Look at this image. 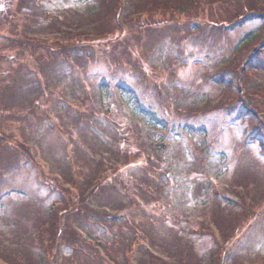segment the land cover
<instances>
[{
    "label": "rangeland",
    "instance_id": "1",
    "mask_svg": "<svg viewBox=\"0 0 264 264\" xmlns=\"http://www.w3.org/2000/svg\"><path fill=\"white\" fill-rule=\"evenodd\" d=\"M95 1H36L88 34L65 63L64 33L0 0V264H264V65L235 50L254 30L262 53L264 0Z\"/></svg>",
    "mask_w": 264,
    "mask_h": 264
},
{
    "label": "trees",
    "instance_id": "2",
    "mask_svg": "<svg viewBox=\"0 0 264 264\" xmlns=\"http://www.w3.org/2000/svg\"><path fill=\"white\" fill-rule=\"evenodd\" d=\"M36 1L37 0H21V6L23 7V9H28V8L30 9V12L29 13H24V15H23L24 20H21V21H24V22H21L22 23L21 24L22 25L21 26V33L22 34L25 33L28 36H30V35L27 34V33H31V32L32 33H36L35 30H38L37 28L40 26V25H36V24L40 20H42V22H40V23H42L41 26L43 27L42 28V32L48 31L49 33L50 32L64 33V38H61V39L59 38V34H58V38H57L58 40H57V42L60 43V41H62L61 42L62 46L60 47V52L63 55L66 54V56H64V58L66 57L68 59V60L65 59L66 61L64 60L65 63L71 62L72 61V57L69 55V51L70 50L68 51V49L66 48L67 46H66L65 42H67L68 39L69 40H76V42L78 44L81 43V42H83V40H85V39H82L81 37L84 36V35L85 36H88V34H86V31L85 30H80V29H84V26H81L78 29L79 31H77V33L75 34V36H71V34H72L71 31H72V28H73V25H72V16L71 15H72V11H74V10L68 9V13H65V16H63V17H61L60 15H58V16H50L51 14L50 13H47V11H44L41 8V6L38 5V3ZM126 1L127 0H102V1H95V2H98V4L101 5L100 8L97 9V11H96L97 13H95L94 7H90V6H94L95 2H93L92 4H90L87 10H85V11L83 10V11L86 12V14H89V13L90 14H93L94 13L93 15L98 14L99 16H102V17H104L103 15H108V12H110L111 15H115L116 16L118 13L120 14V11L121 10L124 9V5H125V2ZM35 2H36V5H35ZM162 2H163V0H162ZM174 2H176V1H174V0L171 1L172 4ZM174 5H177V3L174 4ZM138 11H139V8L137 7L136 13H138ZM8 12H9V10H8ZM8 12H7V10L4 11L5 14L8 13ZM93 15H91V17ZM26 16H28L29 18L27 19ZM104 18H106V20H107V17H104ZM25 21L27 23H25ZM29 23H30V25H28ZM32 26H33L34 29H32ZM106 27H108V23L106 24V26H103L102 29H100V28L97 29V31L99 32L100 30H102V32H104L103 35H106V34H109V33L112 34V31L113 30L112 29L108 30ZM25 29H26V31H25ZM39 29L41 30V27ZM39 32H41V31H39ZM257 32L258 31H254V30L248 32L245 35V37H244V40H246L247 43L246 44H243L242 43L243 46L242 45L236 46V49L235 50H236V53L237 54H241V53H243V51L246 52V54L248 53L249 56L247 57V60L251 61L252 62L251 64H253V66H255V65L256 66H262V65H264V63H262V61H261L262 58L261 57L264 55V49H263L262 53L259 55L258 52H255L253 54V51L250 52L249 51V48H248L249 47L248 45L250 44V42H253V41L257 40V38H259V34L260 33L258 34ZM22 34H21V36L22 37H25ZM94 34L97 35V32L94 33ZM68 35H69V37H68ZM100 35L101 34H98L97 36L98 37H101ZM66 37H68V38H66ZM45 39L46 38L38 39L36 37V39L33 40V39H31L29 37L28 38V42L30 43V42L33 41V43H35L37 41V42H40V43L44 44L45 43L44 41H46ZM21 41H23V40H21ZM262 44H263L262 47L264 48V40H263ZM125 59H127V58L124 57L123 60H125ZM123 60L120 61V59H118V58L115 59V63L118 64V66H119L118 69L125 67L124 64L126 62L124 63ZM263 60H264V57H263ZM130 66H131L130 67L131 71L132 72L134 71L133 74L135 75V71H137V69H138L137 64H135L133 62V63H131ZM69 70H70V73H71L72 71H71L70 67H69ZM139 76H140V81L143 82V83H145L146 85H149L151 83L150 81H148L147 77L144 74H139ZM120 88L122 90L123 97L128 102L133 103V105L135 106L136 110L140 114H142L147 120H149V122H151L154 126H158V127H161V128H167L166 127L167 126L166 120L163 119V118H161V117H158L156 115V113L152 109H150V108H147V109L144 108V106H142L141 103H140L139 96L136 94L135 91H133V89L128 88V87H123L122 85H120ZM24 149H25L26 152L30 153L29 146H24ZM25 163L26 164H29L28 166H30V161L27 160ZM118 180H119V184H120V188H121L120 190L121 191H123V190L126 191L127 188H128V184H127L126 179H122V177H118L117 181ZM89 182H87V184H86L87 186H88ZM92 186H94V185H92ZM98 189H100L99 186L97 188H94L92 191L96 192ZM116 189L118 190V188H116ZM123 205L121 207H123ZM105 215H107V213H105ZM105 215H103V218L102 219L107 220V217L108 216H105ZM99 224L100 223H97V226L98 227H101L102 228L104 226V225H101V224L99 225ZM215 242L218 243V244H220V243L223 244V242H220L219 239L217 241H215ZM133 245H135L137 248H145V249H147V248L148 249L153 248V246L151 244H149L148 242H146V241L133 242ZM129 252H131V251L127 250V253H129ZM153 253H154L153 251H151V252L149 251V254L150 255H152ZM150 257L152 258L153 256H150ZM154 259H157V258H154ZM207 260L209 261V260H211V258L208 259V257H207ZM158 261H161V259L158 260ZM163 261H165V260H163ZM163 261H161L162 262L161 264H163ZM154 263H156V262H154ZM118 264H120V262H118ZM121 264H129L128 263V259L125 260V263H121Z\"/></svg>",
    "mask_w": 264,
    "mask_h": 264
}]
</instances>
